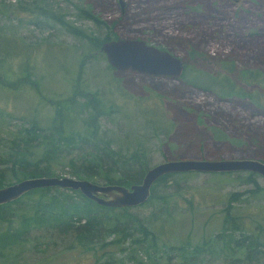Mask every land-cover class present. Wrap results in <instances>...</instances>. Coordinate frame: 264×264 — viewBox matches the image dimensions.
Wrapping results in <instances>:
<instances>
[{
	"label": "rangeland",
	"instance_id": "rangeland-1",
	"mask_svg": "<svg viewBox=\"0 0 264 264\" xmlns=\"http://www.w3.org/2000/svg\"><path fill=\"white\" fill-rule=\"evenodd\" d=\"M124 2L121 12L116 0H0V78L13 87L0 83V154L20 125L46 123L54 112L53 101L74 99L61 103L62 131L78 132L88 140L85 134L94 129L99 143L122 155L137 152L145 167L181 157L264 160V108L248 96H224L217 84L205 83V74L217 71L229 69L233 77L241 69L264 72V0ZM105 35L141 38L168 49L183 59L184 70L168 76L115 69L102 53H89L97 49L93 36ZM244 84L246 90L252 86ZM75 89L79 94L69 98ZM95 109L100 113L89 121ZM69 148V154L52 162L55 175L71 176L67 158L76 149L72 144ZM3 178L5 184L15 181L6 170ZM85 178L104 182L96 175ZM251 178L258 189L247 170L175 172L155 184L154 197L127 210L155 234L157 247L162 242L192 244L223 231L228 205L240 215L245 231L264 239V176ZM18 203H12L13 211ZM5 224L0 220V228ZM132 230L136 238L142 237ZM53 233L33 228L26 240L0 256V264H133L119 258L128 249L129 257L141 252L129 238L83 249ZM108 254L115 259H102Z\"/></svg>",
	"mask_w": 264,
	"mask_h": 264
},
{
	"label": "trees",
	"instance_id": "trees-1",
	"mask_svg": "<svg viewBox=\"0 0 264 264\" xmlns=\"http://www.w3.org/2000/svg\"><path fill=\"white\" fill-rule=\"evenodd\" d=\"M80 14L83 17H94L91 14ZM92 20L99 22L96 19ZM75 31L78 32V34L73 32L76 35L83 33L79 30ZM109 38L111 37L106 35L99 38L93 36V39H96L94 45L98 49L100 42ZM97 49L89 53L94 54ZM228 73L229 69L210 75L205 74V77L209 76L205 83L211 87L217 84L220 88L219 93L224 96L234 94L248 96L255 104L264 108V72L241 69L234 77ZM3 82L4 85L10 84L13 88L10 80L6 81L2 77L0 83ZM248 82H252V90L247 89L250 91L242 87ZM75 94H79V89H75L69 98H73ZM72 100L74 99L64 101ZM64 101L52 102L56 103L52 105L54 112L46 123L28 121L16 129L13 137L6 140L8 143L2 147L3 153L0 154L3 156L0 158L2 165L0 178L4 179L5 170L15 181L30 176L55 175L52 162L69 154V146L72 144V148L76 149L75 155L67 158V162L72 166L69 169L71 176L90 178L96 175L104 182L123 185L139 182L146 167L142 165L143 162L137 152L122 155L112 150L107 143L102 145L95 136L94 129L88 130L85 134L88 140L80 139L82 135L78 132L62 131L60 115L61 103ZM99 113L100 110L95 109L89 121H94ZM174 173L158 176L150 186V195L146 201L155 196L153 194L155 184L165 182L167 177ZM254 174L256 172L248 171V179L252 180ZM253 182L258 189L257 182L254 179ZM8 183L10 182H6ZM4 184V181L0 182V186ZM232 195L235 196V193L233 192ZM160 198L166 199L165 196ZM17 202L20 206L18 210L14 208L13 211L12 203ZM127 208V206L100 205L76 189L57 185L29 189L10 201L0 203V220L6 221L5 226L0 228V256H4L5 252L15 244L26 240V235L33 228L41 226L51 230L53 234L73 239L83 249H90L97 244L98 247L109 243L119 244L123 238H129L132 244H139L136 252L139 253L141 249L140 256L129 257L132 252L128 249L124 258L119 259H129L134 262L133 264H264V239L254 231L244 230L248 228L240 222V215L233 213L232 205L224 208L223 231L192 244L188 240L180 244L162 242L158 247L155 234ZM132 229H136L142 237L136 238ZM233 230H239L240 234H233ZM125 247H121L122 250ZM129 248L132 251L135 249L133 245ZM230 249L234 253L226 255L229 254ZM101 252L105 254L104 251ZM207 254L211 259H207ZM97 259H101V256ZM102 259H115V257L108 254ZM118 262L127 264L126 261L118 260ZM110 263L113 264L114 261L111 260ZM103 264H109V261L103 260Z\"/></svg>",
	"mask_w": 264,
	"mask_h": 264
},
{
	"label": "water",
	"instance_id": "water-1",
	"mask_svg": "<svg viewBox=\"0 0 264 264\" xmlns=\"http://www.w3.org/2000/svg\"><path fill=\"white\" fill-rule=\"evenodd\" d=\"M97 51L103 53L111 67L119 70L129 68L145 74L180 76L184 69L180 56L168 49L146 43L143 39L117 37L103 40ZM233 170L253 171L264 176V160L253 157L170 158L146 167L140 181L129 185L98 183L68 175L30 176L0 186V203L10 201L32 188L57 185L76 189L100 205L132 206L143 203L148 198L151 184L162 174Z\"/></svg>",
	"mask_w": 264,
	"mask_h": 264
},
{
	"label": "flooded vegetation",
	"instance_id": "flooded-vegetation-1",
	"mask_svg": "<svg viewBox=\"0 0 264 264\" xmlns=\"http://www.w3.org/2000/svg\"><path fill=\"white\" fill-rule=\"evenodd\" d=\"M117 1V3H118V5H119V8H120V11L121 12H123L124 11V7L126 6L125 5V2H124V0H116ZM84 4H82V6H83ZM75 6V5H74ZM77 6V5H76ZM77 8H78V6H77ZM76 15H78V14H76L75 13V16ZM77 17V16H76ZM99 21V20H98ZM99 22H101V21H99ZM74 26L73 25H71L70 26V28H73ZM73 33V32H72ZM75 34V33H74ZM115 38H117V37H115ZM109 39H111V38H109ZM141 39V38H140ZM101 43V42H100ZM146 43H148V42H146ZM158 47V46H157ZM159 48H161V47H159ZM170 51V50H169ZM98 52V51H97ZM170 52H172V51H170ZM99 53H102V52H99ZM173 53V52H172ZM103 54V53H102ZM183 60V59H182ZM183 63H184V61H183ZM184 65H185V63H184ZM184 70V69H183Z\"/></svg>",
	"mask_w": 264,
	"mask_h": 264
}]
</instances>
